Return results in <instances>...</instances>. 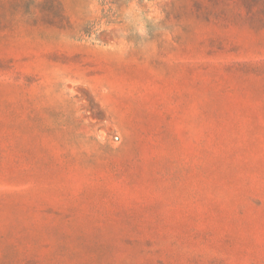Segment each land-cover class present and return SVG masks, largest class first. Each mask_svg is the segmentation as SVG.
Listing matches in <instances>:
<instances>
[{
	"label": "rangeland",
	"instance_id": "374dc122",
	"mask_svg": "<svg viewBox=\"0 0 264 264\" xmlns=\"http://www.w3.org/2000/svg\"><path fill=\"white\" fill-rule=\"evenodd\" d=\"M0 264H264V0H0Z\"/></svg>",
	"mask_w": 264,
	"mask_h": 264
}]
</instances>
